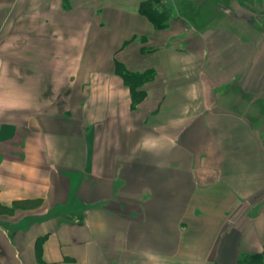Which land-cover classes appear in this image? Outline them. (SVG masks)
I'll return each instance as SVG.
<instances>
[{"label": "crops", "instance_id": "1", "mask_svg": "<svg viewBox=\"0 0 264 264\" xmlns=\"http://www.w3.org/2000/svg\"><path fill=\"white\" fill-rule=\"evenodd\" d=\"M145 1L0 0V264L264 259V27Z\"/></svg>", "mask_w": 264, "mask_h": 264}, {"label": "rangeland", "instance_id": "2", "mask_svg": "<svg viewBox=\"0 0 264 264\" xmlns=\"http://www.w3.org/2000/svg\"><path fill=\"white\" fill-rule=\"evenodd\" d=\"M174 0H171V2H173ZM197 3V8H199L200 10H202L203 13L199 16V21L201 20H205L206 19H220L222 21H224V23L226 22V20H231L233 19V12L234 11H245L249 14H251L254 18V20L252 21V23L250 24H245V26H258V27H264V0H255L256 2L250 4L249 2H247L246 0H219L223 5L220 6L216 0L213 3V0H183V2L186 3L187 6H192V8H194V5ZM201 2H207L210 3V6L207 8H212L209 11L207 10V8H203V4H200ZM211 1V2H210ZM186 7V6H185ZM185 7H183V10H185ZM188 10V9H187ZM186 14V13H184ZM197 16H195L196 18ZM233 20H236L235 22H238V20L236 18H234ZM243 20V19H242ZM239 20V22H241L243 24L244 21ZM240 23V24H241ZM115 64L116 63H123L124 60L119 59V57L116 58V60L114 61ZM125 63V62H124ZM126 69V71L128 70L129 72H131V67L127 68L124 67ZM122 70V68H121ZM134 72H138V71H134ZM122 77V76H121ZM134 76L132 75L131 77V81H133ZM144 81V80H143ZM141 84H142V82ZM137 82V81H136ZM263 263H264V259H263Z\"/></svg>", "mask_w": 264, "mask_h": 264}, {"label": "trees", "instance_id": "3", "mask_svg": "<svg viewBox=\"0 0 264 264\" xmlns=\"http://www.w3.org/2000/svg\"><path fill=\"white\" fill-rule=\"evenodd\" d=\"M160 1L161 0H146L145 2H141L140 4L141 13H144L149 18L157 22L167 20L168 18L171 17L172 13L165 5L162 4V6H158ZM246 1L249 2L250 4L256 2L255 0H246ZM149 4L150 6L146 8L145 6ZM158 24L160 25L161 23ZM115 69L120 73L125 84L129 87L130 93L132 94L139 93L138 91L134 92L136 90L134 88L136 87V85L134 84H140L141 83L140 80L143 81L146 77H149V75L151 74L149 71H144L140 73L138 72L136 74L131 73L128 70L126 71V69L121 63H116ZM132 75L134 76L133 81H131ZM135 79L139 83H134ZM237 264H263V256L261 253H243L239 256L237 260Z\"/></svg>", "mask_w": 264, "mask_h": 264}, {"label": "water", "instance_id": "4", "mask_svg": "<svg viewBox=\"0 0 264 264\" xmlns=\"http://www.w3.org/2000/svg\"><path fill=\"white\" fill-rule=\"evenodd\" d=\"M234 15L237 17H242L245 18L246 20L250 21L252 20V16L251 14L247 13V12H242V11H235Z\"/></svg>", "mask_w": 264, "mask_h": 264}]
</instances>
